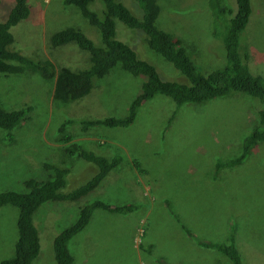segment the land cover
<instances>
[{"label": "rangeland", "instance_id": "rangeland-1", "mask_svg": "<svg viewBox=\"0 0 264 264\" xmlns=\"http://www.w3.org/2000/svg\"><path fill=\"white\" fill-rule=\"evenodd\" d=\"M121 1L137 17L142 15L137 0ZM216 1L159 0L158 27L181 38L204 74L227 64L224 41L217 34L225 30L230 15L216 14ZM7 2L12 0L0 5V20ZM223 2L236 11V0ZM31 3L38 8L34 17L11 30L16 42L19 39L24 45L22 53L74 69L87 68L88 51L75 43L52 47L49 39L56 31L76 25L101 45L97 28L77 6L63 0ZM95 3L101 6V0ZM91 8L96 9L94 3ZM252 10L240 37V52L248 53L245 61L251 72L264 76V0H252ZM116 30L118 38L154 64L163 79L190 84L182 71L148 46L145 33L121 20ZM145 81V75L118 65L96 77L87 95L65 102L53 99L54 79L48 81L27 69L19 74L0 73V104L6 109L32 106L30 116L18 126L0 128V193L27 190V179L48 178L47 162L70 170L64 191L84 184L99 167L69 154L65 149L72 141L96 154L123 159L121 167L110 171L89 194L39 206L34 223L41 253L35 264H57L55 236L76 221L84 205L98 199L120 205L136 203L137 207L123 213L95 209L89 224L69 243L74 264H233L216 248L200 252L198 245L189 244L192 240L230 244L232 234L243 264H264V141L242 163L216 168L218 161L230 160L242 151L243 141L259 125L264 103L256 96L233 91L181 105L160 93L143 102L127 127L88 123L126 115ZM67 120L71 122L62 128ZM67 136L73 140L66 142ZM130 159L139 160L147 174L140 175ZM18 213L14 205L0 207V264L15 254ZM187 236L195 238L190 241Z\"/></svg>", "mask_w": 264, "mask_h": 264}, {"label": "trees", "instance_id": "trees-1", "mask_svg": "<svg viewBox=\"0 0 264 264\" xmlns=\"http://www.w3.org/2000/svg\"><path fill=\"white\" fill-rule=\"evenodd\" d=\"M63 1L65 4L76 5L82 16L97 28L101 45L97 44L76 25L66 26L53 33L49 39L50 45L58 47L68 43L77 44L79 48L89 52V66L85 69H74L66 64L60 65L56 62L54 64L53 60L48 58L38 59L22 53L24 45L19 39L16 42L11 31L12 27L34 17L38 8L31 3V0H12V2H7L4 18L0 20V73L5 75L19 74L27 69L40 73L48 81L55 79L54 97L65 102L87 95L94 87L96 77L104 76L118 65L135 75L143 74L146 76L141 93L134 97L126 115L92 119L88 120L89 124L127 127L135 121L143 102L160 93L173 97L181 105L186 102L206 101L233 91H242L256 96L264 103V76L254 75L245 61L249 56L248 53L243 56L240 52V37L250 21L253 11L252 0H236L237 9L235 13L223 0L216 1V7H213L216 14H225L226 16L234 13V15L226 20L225 30L217 34L223 38L227 64L208 74L199 70V67L182 45L181 38L158 27L156 21L161 12L159 0H137L142 10L140 17H137L121 0H101L103 8L99 6L95 7L96 9L91 8L95 0ZM2 3L3 0H0V5ZM117 20H121L132 29L145 33L148 46L162 54L182 71L190 84L163 79L154 64L140 58L128 42L118 38ZM54 61H57V58H54ZM31 110V105L18 109H6L0 104V128L13 129L30 116ZM259 117V125L243 141L242 151L230 160L218 161L217 169L242 163L257 143L264 141V109L260 110ZM171 120L172 118L169 122ZM68 122L71 120L63 122L61 127L63 128ZM64 140L69 142V140H73V137L67 136ZM80 145L72 141L65 150L72 156L77 154L78 157L99 167L97 172L84 184L75 189L64 191L68 185L67 174L70 170L47 162L44 164V168L50 171L48 178L42 180L27 179L25 180L27 190H9L0 193V207L11 204L19 210L15 254L10 258H4L2 264H34L41 251V239L34 223V213L39 206L48 201L80 199L99 187L108 173L117 167L121 160L123 161L120 156L108 158L96 154L94 151L82 149ZM130 162L133 163L135 170L140 175L147 174V170L143 168L139 160L130 159ZM136 207V203L120 205L101 199L84 205L79 211L76 221L60 231L54 238L57 264H74L75 258L69 248V243L76 234L89 224L95 209L123 213ZM185 230L192 235L189 229ZM230 238L232 240L230 244L211 242H204L203 244L223 252L233 264H243L235 245L234 235L232 234Z\"/></svg>", "mask_w": 264, "mask_h": 264}, {"label": "clouds", "instance_id": "clouds-1", "mask_svg": "<svg viewBox=\"0 0 264 264\" xmlns=\"http://www.w3.org/2000/svg\"><path fill=\"white\" fill-rule=\"evenodd\" d=\"M65 3V2H64ZM94 5H95V7H99V6H96V3H94ZM68 6H76V5H73V4H68ZM101 6H102V3H101ZM232 10H233V12L235 13V10L232 8ZM234 13H232V14H229L230 16H232V15H234ZM145 41H146V39H145ZM55 80V79H54ZM54 88H55V83H54ZM53 99H55V97H54V89H53ZM79 99H81V98H79ZM56 100V99H55ZM27 106V105H26ZM63 125V124H62ZM61 125V126H62ZM16 127V126H15ZM89 131V130H88ZM85 132L86 133H88L86 130H85ZM89 136V135H88ZM92 141V140H91ZM89 162V161H88ZM122 160H121V162L119 163V165L117 166V167H115L114 169H112V171L113 170H115L116 171V169L117 168H120L121 167V165H122ZM131 164H133L132 162H131ZM26 188H27V185H26ZM36 225V224H35ZM39 231V230H38ZM81 232V231H80ZM79 232V233H80ZM39 235H40V233H39ZM77 235V234H76ZM18 238V237H17ZM41 239V238H40ZM72 240V239H71ZM54 241V240H53ZM53 250H54V243H53ZM40 253H41V251H40ZM54 257H55V252H54ZM37 260V259H36ZM35 264V263H34Z\"/></svg>", "mask_w": 264, "mask_h": 264}, {"label": "crops", "instance_id": "crops-1", "mask_svg": "<svg viewBox=\"0 0 264 264\" xmlns=\"http://www.w3.org/2000/svg\"><path fill=\"white\" fill-rule=\"evenodd\" d=\"M117 169H118V168H117ZM187 237H188V239H189L190 241H191L193 238H195V237H190V236H187ZM211 243H215V242H211ZM189 244H190L191 246H193V245H198L199 248H202V249L200 250V252H201L203 249H205V248H208V249H212V248H213V247L205 246L201 240H197V241L192 240ZM138 249H139V248H137V251H138L139 255H141V252H140ZM218 251H219V250H218ZM220 252H221V251H220Z\"/></svg>", "mask_w": 264, "mask_h": 264}]
</instances>
